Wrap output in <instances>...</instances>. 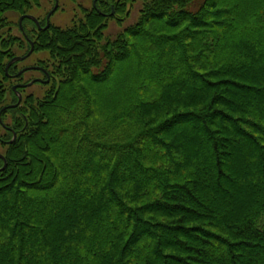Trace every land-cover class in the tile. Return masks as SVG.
Returning a JSON list of instances; mask_svg holds the SVG:
<instances>
[{
	"label": "trees",
	"instance_id": "trees-1",
	"mask_svg": "<svg viewBox=\"0 0 264 264\" xmlns=\"http://www.w3.org/2000/svg\"><path fill=\"white\" fill-rule=\"evenodd\" d=\"M35 1L0 0V264H264V0H141L96 50L118 4L12 36Z\"/></svg>",
	"mask_w": 264,
	"mask_h": 264
},
{
	"label": "rangeland",
	"instance_id": "rangeland-1",
	"mask_svg": "<svg viewBox=\"0 0 264 264\" xmlns=\"http://www.w3.org/2000/svg\"><path fill=\"white\" fill-rule=\"evenodd\" d=\"M38 2L33 4L30 7V10H27L26 14H16V13H7L6 17L8 22L10 23V33L14 37L22 38L21 34L25 30L30 32L37 27L32 21L24 19L21 24V29H18L19 19L23 16H31L35 18L37 21L44 26L45 17L48 16L53 8L55 7V0H37ZM94 0H58L56 11L50 16L48 31L52 34L53 30L59 31H71L76 30L77 26L80 25L79 29L83 32L87 23V16L90 14H96L95 10L92 7ZM107 1V0H106ZM110 0H108V4ZM121 2V3H120ZM119 5V13L118 15H110V16H101L102 19L97 21V25H94V29L100 32V38H97L96 45L93 50H96L98 47L104 46L105 42H113L118 36L122 35L126 32L127 29L131 28V26L135 25L136 22L140 19L142 13V1L141 0H113V5ZM111 5V4H110ZM101 9V5H98ZM103 10V9H101ZM110 7L104 9L102 12L104 15H109ZM111 13V12H110ZM21 15V16H20ZM97 15V14H96ZM114 15V16H113ZM113 16V17H112ZM47 18V17H46ZM25 20L27 22H25ZM29 21V22H28ZM38 22V26H39ZM18 25V26H17ZM83 26V27H82ZM40 27V26H39ZM39 27H37L39 29ZM45 28V27H44ZM21 32H20V31ZM24 32V34H26ZM125 35V34H124ZM26 36V35H25ZM93 37V36H92ZM92 39V38H91ZM29 52V51H28ZM27 52V53H28ZM24 51H16V54L21 55ZM27 53L24 55L26 56ZM22 56V57H24ZM42 58L43 60H47V54L35 53L34 50L32 54L19 62L17 66V74L16 76H12L17 78L18 73L23 69H28L23 76V82L33 81L38 78H43L42 74L38 72L40 68L36 66L38 59ZM129 67V65H127ZM18 75V76H17ZM22 75V74H21ZM41 80V79H40ZM9 86H14L16 83L10 81ZM8 86V87H9ZM48 86H44L43 83H35L30 87H26L22 90L21 95L27 96L32 95L35 98H42L45 91L48 90ZM19 89H17L18 91ZM19 92V91H18ZM9 98V94L7 96ZM2 130L0 128V134ZM2 153V149L0 148V154ZM240 167V165H239Z\"/></svg>",
	"mask_w": 264,
	"mask_h": 264
},
{
	"label": "water",
	"instance_id": "water-1",
	"mask_svg": "<svg viewBox=\"0 0 264 264\" xmlns=\"http://www.w3.org/2000/svg\"><path fill=\"white\" fill-rule=\"evenodd\" d=\"M57 2H58V0H55V7L53 8V10H52V12L47 16V18H46V27H45V30L46 29H48V27H49V19H50V16L56 11V9H57ZM24 19H27V20H30V21H32L35 25H37V27H39L38 26V21L35 19V18H33V17H31V16H23V17H21L20 19H19V28L21 29V24H22V21L24 20ZM33 50H34V45L32 44V43H30V50H29V52L27 53V55L26 56H24V57H16V58H13L8 64H7V66H6V69H5V71L7 72L8 71V69H9V67H11L12 65H14L15 63H19V62H22L23 60H25L26 58H28L31 54H32V52H33ZM28 69H23V70H21L19 73H18V75H21V74H23V73H25L26 71H27ZM17 75V76H18ZM49 82V80L47 79L45 82H43L42 80H40V79H36V80H33V81H31V82H29L28 84H25V85H16V86H14L13 88H12V91L13 92H15L16 93V95H17V103L15 104V105H13V106H10V108H14V107H17L20 103H21V101H22V95L17 91V89H24V88H26V87H30V86H32V85H34L35 83H43V84H47ZM5 109H2V111L1 112H3ZM0 115H1V113H0ZM15 135H14V137H13V140L11 141V142H13L14 140H15ZM0 158L1 159H3V157L0 155ZM4 160V159H3ZM5 166H6V163H5V161H4V167L1 169V170H3L4 168H5Z\"/></svg>",
	"mask_w": 264,
	"mask_h": 264
},
{
	"label": "flooded vegetation",
	"instance_id": "flooded-vegetation-1",
	"mask_svg": "<svg viewBox=\"0 0 264 264\" xmlns=\"http://www.w3.org/2000/svg\"><path fill=\"white\" fill-rule=\"evenodd\" d=\"M54 1V0H53ZM99 0H94L93 1V4H92V7H93V9L95 10V11H97V12H99L100 13V9H99V7H98V5H102L103 6V3L102 2H100ZM101 6V7H102ZM111 10H112V7H111ZM102 16H108V15H102ZM47 17V16H46ZM46 17H45V20H44V26H42L41 25V23L39 22V29L37 28V27H35V29L34 30H32V34L35 36V35H37L38 33H43V32H45V31H47L48 29H46L45 30V28L44 27H46ZM50 27V26H49ZM38 68H40V70H38V72H40L41 74H42V77L43 78H38V79H41L43 82H45L46 81V71L44 70V68L43 67H40V66H38ZM19 91V90H18ZM2 127V126H1ZM0 127V128H1ZM0 140H2L1 139V137H0Z\"/></svg>",
	"mask_w": 264,
	"mask_h": 264
}]
</instances>
